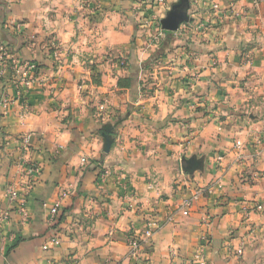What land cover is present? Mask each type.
<instances>
[{
    "label": "crops",
    "instance_id": "1",
    "mask_svg": "<svg viewBox=\"0 0 264 264\" xmlns=\"http://www.w3.org/2000/svg\"><path fill=\"white\" fill-rule=\"evenodd\" d=\"M194 1L204 11L192 0L190 10L204 26L184 36L189 79L163 82L155 72L146 84L136 67L107 68L119 46L92 50L56 14L60 0H0V49L10 48L5 24L20 14L30 40L21 55L44 65L0 119V215L10 217L0 223V264L264 263V6ZM214 4L220 10L208 17ZM130 31L120 33L122 42ZM48 40L59 48L54 66L40 45ZM122 77L127 91L118 87ZM12 92L0 80V101ZM198 108L209 112L201 117ZM22 136L41 168L30 187L17 179L24 219L4 194L23 159ZM58 199L63 219L53 227L49 208ZM148 219L159 227L130 259L127 239H143ZM53 235L60 244L44 251Z\"/></svg>",
    "mask_w": 264,
    "mask_h": 264
},
{
    "label": "rangeland",
    "instance_id": "2",
    "mask_svg": "<svg viewBox=\"0 0 264 264\" xmlns=\"http://www.w3.org/2000/svg\"><path fill=\"white\" fill-rule=\"evenodd\" d=\"M208 1L210 0H202L201 3L206 5ZM60 2L62 4L60 7H56V14H60L64 19L69 20L73 30L82 34L83 41L87 40L86 42L92 50H101L105 44L112 48L119 46L110 51L117 52V54L110 53L106 57V67L110 70L116 71L127 66L136 67V70L139 69L143 72L146 84L157 75L163 82L166 75L174 80L185 81L189 79L188 69L185 70V68H188L190 61L183 59L182 55H187L190 44L185 42L189 40V36L200 32V26H204L201 25L203 19L198 16L196 1L192 0V4L197 8L194 12L195 17L190 10V0H175L174 2L169 0H162L161 2L159 0H60ZM212 9L213 5H209L206 10L208 17H210ZM199 10L204 11L203 8ZM47 12L55 15L54 9ZM172 12H182L185 14V19L178 23L175 29L168 30L163 22ZM15 15L18 19L15 21L9 19L5 24L10 32L11 41L9 42L10 48L7 50L1 47V60L5 64H12L13 66H24L27 63H33L36 68L37 66H44L41 61H26L21 55L23 47L30 40L28 35H25L28 29L24 27V19L20 14L16 13ZM127 26H130L132 33L131 31L125 32L129 34V39L127 42H122L120 33ZM31 33L34 34L32 37L39 36L38 28L34 27V31L32 30ZM184 36H188V38ZM48 41L50 42H41L40 45L46 54L53 56L55 61L52 64L54 66L55 62L60 60L57 57L59 48L54 41ZM136 51H141V55H136ZM155 72L157 75H154ZM12 79L13 73L11 69H8V72L0 80L12 84ZM12 86L14 89L15 84ZM118 87L122 91H127L128 79L120 78ZM190 87H187V91ZM131 98L132 100L135 99V97ZM198 110V114H200V109L198 108ZM125 111L123 116L128 117L133 109L128 108ZM203 112L200 114L201 117L209 112L208 108ZM244 148L240 144L238 150L243 151ZM240 157L241 154L239 153L238 158ZM15 166L17 169L13 180H17L21 172L19 165ZM15 183L18 185L17 182Z\"/></svg>",
    "mask_w": 264,
    "mask_h": 264
},
{
    "label": "built area",
    "instance_id": "3",
    "mask_svg": "<svg viewBox=\"0 0 264 264\" xmlns=\"http://www.w3.org/2000/svg\"><path fill=\"white\" fill-rule=\"evenodd\" d=\"M160 2L162 0H159ZM236 3L241 4H248L250 8L257 9L259 6H264V0H232L230 2V7H233ZM213 10L219 11L220 6L218 4L213 5ZM2 54L0 56V79L4 77V75L8 72V69H11V72L13 73V83L15 84V88L13 89V92L11 95H3L1 101H0V119L6 116V114L9 113L11 110V104L14 101L22 100L28 91L29 87L33 82H35L36 79V71L37 68L33 63H27L24 66H13L12 64H5L3 60H1ZM52 93V91H51ZM21 143L23 146V159L21 161H17L16 165L18 164L21 168L20 177L24 179L27 182V187H30L36 179L39 177L41 168L38 164L31 161L28 157L29 154V148H30V137L29 136H22L21 137ZM236 149H240V144H237ZM264 151V149H263ZM81 160L84 161L85 164L86 160L82 158ZM108 172L103 173V175L106 177L108 176ZM19 177V178H20ZM18 178V179H19ZM15 182H18L17 180H12L8 183L6 190H5V196L8 200V202L14 206L15 211L17 214L24 219L26 217V211H25V203L23 200H21V189L16 185ZM70 187H73L71 185ZM185 205H189L188 202L185 203ZM62 207L61 199H58L50 208H49V214L52 222H54L55 218L60 213ZM255 209L257 211L263 210V204H258L255 206ZM183 215H187L186 211H183ZM9 213L4 212L0 215V223H6L9 221ZM159 224L151 219H148L145 222V229L143 239H139L135 236H129L127 239V244L130 247L131 251L129 254L130 259L138 260L142 246L145 244V242L148 241V239L151 238L152 234L156 229H158ZM60 244V238L56 235L50 236L43 246V250L47 251L52 246H58ZM172 253L173 250H172ZM238 254H241V251H238ZM202 257L201 252L196 253L193 256V260L199 261ZM67 264H77L74 260H67ZM194 264V263H190Z\"/></svg>",
    "mask_w": 264,
    "mask_h": 264
},
{
    "label": "water",
    "instance_id": "4",
    "mask_svg": "<svg viewBox=\"0 0 264 264\" xmlns=\"http://www.w3.org/2000/svg\"><path fill=\"white\" fill-rule=\"evenodd\" d=\"M185 19V14H182V12H172L169 14V16L164 20L163 24L166 26L168 30H173L177 27L178 23L183 21ZM111 142L106 139L105 142V152L109 151Z\"/></svg>",
    "mask_w": 264,
    "mask_h": 264
},
{
    "label": "trees",
    "instance_id": "5",
    "mask_svg": "<svg viewBox=\"0 0 264 264\" xmlns=\"http://www.w3.org/2000/svg\"><path fill=\"white\" fill-rule=\"evenodd\" d=\"M37 67H40V66H37ZM62 219H63V210L61 209L60 213L58 214V216L55 218L53 222V227L57 226Z\"/></svg>",
    "mask_w": 264,
    "mask_h": 264
},
{
    "label": "clouds",
    "instance_id": "6",
    "mask_svg": "<svg viewBox=\"0 0 264 264\" xmlns=\"http://www.w3.org/2000/svg\"><path fill=\"white\" fill-rule=\"evenodd\" d=\"M80 163H84V161H83V160H81V161H80Z\"/></svg>",
    "mask_w": 264,
    "mask_h": 264
}]
</instances>
